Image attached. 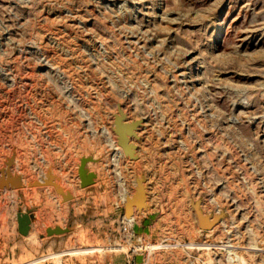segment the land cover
Segmentation results:
<instances>
[{"label":"rangeland","instance_id":"obj_1","mask_svg":"<svg viewBox=\"0 0 264 264\" xmlns=\"http://www.w3.org/2000/svg\"><path fill=\"white\" fill-rule=\"evenodd\" d=\"M10 162L0 264H264V0H0Z\"/></svg>","mask_w":264,"mask_h":264},{"label":"water","instance_id":"obj_2","mask_svg":"<svg viewBox=\"0 0 264 264\" xmlns=\"http://www.w3.org/2000/svg\"><path fill=\"white\" fill-rule=\"evenodd\" d=\"M124 118L122 116H116V132L119 135V143L124 148L125 152L130 155L133 159L134 155V145L130 143L128 135H133V132L138 128L139 122H123ZM11 162L7 168V171H3L0 177V189H5L8 187L12 188H22V183L17 178L13 177L11 174ZM84 176V175H83ZM48 182H36L35 186H47ZM146 204V189L144 187L140 188V191L136 193L132 198H128L125 204L126 214L131 217L134 212V205L143 208ZM20 231L25 234L28 231V221L22 220L20 222Z\"/></svg>","mask_w":264,"mask_h":264},{"label":"bare ground","instance_id":"obj_3","mask_svg":"<svg viewBox=\"0 0 264 264\" xmlns=\"http://www.w3.org/2000/svg\"><path fill=\"white\" fill-rule=\"evenodd\" d=\"M76 16V15H75ZM78 17V16H77ZM76 17V18H77ZM76 18H73L74 20L76 19ZM70 19H71V17H70ZM71 25V24H70ZM69 25V26H70ZM59 31H61V29L59 30ZM75 31V30H74ZM73 32V31H72ZM120 116V115H119ZM124 118V117H123ZM115 121H116V118H115ZM123 122H126L125 121V119H124V121ZM128 123H130V122H128ZM143 123V122H142ZM114 125H115V132H116V122H114ZM139 125H140V123H139ZM144 125H146L147 126V124H145L144 123ZM136 130L133 132V135H128V137H129V141H130V143H132V138L136 135ZM118 134V133H117ZM119 136V135H118ZM112 143L114 144V146L116 147V149H117V153H118V156L119 157H122V156H129L130 158H132L130 155H128L126 152H125V150H124V148L120 145V143H119V139H112ZM133 145H134V155H135V158H137V155H136V151H137V148H136V145L134 144V143H132ZM121 146V147H120ZM117 158V157H116ZM134 158V159H135ZM133 159V158H132ZM117 160V159H116ZM119 160V159H118ZM117 162V161H116ZM51 175V174H50ZM55 176V175H54ZM53 176V177H54ZM53 177L52 176H49V177H46V179H44V180H42V179H40L41 181H31V183H30V185H32V186H35V183L36 182H48V185L47 186H52L53 187V189L55 188V190L57 191V195H59L60 194V192H62L61 191V188H63L62 186L61 187H58L57 186V184H56V180H54L53 179ZM56 179V178H55ZM32 180H35V179H32ZM39 180V179H38ZM81 180H82V184L83 185H86V179H85V176H83V174L81 175ZM21 181V183H22V187H24V183L25 182H22L23 181V179L22 180H20ZM26 181V180H25ZM27 181H28V179H27ZM54 181H56V182H54ZM27 183V182H26ZM59 184V183H58ZM143 185V184H142ZM40 187H42V186H40ZM25 188H26V185H25ZM28 188H29V186H28ZM32 188H34V187H32ZM51 188V187H50ZM18 189V188H17ZM63 191H65L64 190V188H63ZM58 192H59V194H58ZM136 193H138V192H136ZM63 194H65V192H63ZM62 195V194H61ZM135 195V194H134ZM134 195H126L125 196V198H123L124 199V203L126 204V202H127V199L128 198H132ZM61 197H65V196H61ZM67 197V196H66ZM66 200V199H65ZM146 204H147V191H146ZM146 204H145V206L144 207H146ZM136 207H138L137 205H134V212H133V215L131 216V217H129L130 218V220H132L131 218H133V216L135 215V210H136ZM143 207V208H144ZM203 211V210H202ZM205 215V214H204ZM212 219V218H211ZM201 221L203 222V224H205V225H207V223H206V220L205 219H201ZM212 230V229H211ZM263 247V246H262ZM264 250V248H261V250ZM256 250V249H255ZM260 250V249H259ZM262 250V251H263ZM253 251H254V249H253ZM252 251V253H254L255 254V252H253ZM260 252V251H259ZM258 252V253H259ZM250 254V253H249ZM260 254H262V252H260Z\"/></svg>","mask_w":264,"mask_h":264}]
</instances>
